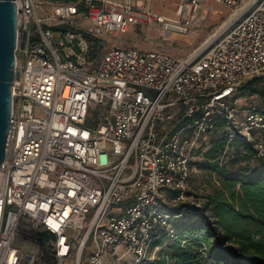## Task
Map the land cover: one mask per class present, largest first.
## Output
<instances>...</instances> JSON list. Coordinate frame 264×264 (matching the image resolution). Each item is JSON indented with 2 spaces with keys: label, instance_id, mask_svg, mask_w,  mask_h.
<instances>
[{
  "label": "built area",
  "instance_id": "1",
  "mask_svg": "<svg viewBox=\"0 0 264 264\" xmlns=\"http://www.w3.org/2000/svg\"><path fill=\"white\" fill-rule=\"evenodd\" d=\"M204 1L183 0L170 20L144 0L57 1L45 13L40 0H16L0 264L44 255L63 264L76 250L80 262L86 249L88 264H151L176 238L175 209H203L188 202L193 161L221 123L230 143L253 142L264 157V107L239 103L244 85L264 77V0H209L231 16L188 57L103 38L154 21L188 33ZM233 157L226 149L218 159L229 167Z\"/></svg>",
  "mask_w": 264,
  "mask_h": 264
},
{
  "label": "trees",
  "instance_id": "2",
  "mask_svg": "<svg viewBox=\"0 0 264 264\" xmlns=\"http://www.w3.org/2000/svg\"><path fill=\"white\" fill-rule=\"evenodd\" d=\"M80 9H84L82 5ZM248 83L256 84L251 94H259L264 102V77ZM229 145L240 148L232 152V163L236 159L255 158L253 142L230 143L227 133L213 142L200 167L217 171L222 187L206 196L203 209L190 203L175 209L176 213H182L174 221L176 238L167 243L151 264H264V157L255 158L260 162L247 168L223 166L218 158ZM54 262L49 255L41 258L42 264Z\"/></svg>",
  "mask_w": 264,
  "mask_h": 264
},
{
  "label": "rangeland",
  "instance_id": "3",
  "mask_svg": "<svg viewBox=\"0 0 264 264\" xmlns=\"http://www.w3.org/2000/svg\"><path fill=\"white\" fill-rule=\"evenodd\" d=\"M182 1L183 0H144V4L151 7L157 14H161L170 20H178V11ZM55 2L56 1L40 0V11L42 13L48 12ZM230 16L231 11L228 8L215 2L205 0L202 9L197 14L196 20L191 23L188 33L181 34L175 31L164 32L162 25L154 21L147 25L133 26L118 38H112L111 36H104L103 38L108 39L110 45L136 47L141 50H162L177 57H188L197 50L208 46L214 39L213 35L229 21ZM82 26L83 28L86 27V22L83 21ZM92 48L90 59L93 60L96 58V54L101 52V48L98 44H95ZM252 86H256V84H245L242 92L239 94L241 108H248L252 103L263 106V98L259 94H251ZM94 113L95 110L91 108L90 114L93 115ZM224 133H226L224 127L218 126L211 134L209 146H205L203 149L196 152L197 157L193 161L194 167L189 183L188 202L199 203L203 206L204 202H206V196L213 193L215 189L222 187L219 173L217 171L202 169L200 163L207 157V152L211 149L213 142L221 140L224 137ZM226 149L229 153L236 152L240 148L236 145H229L225 150ZM259 162L260 161L255 158H250L247 160L236 159L231 164L235 169H239L255 166ZM16 244L23 250V254L30 252L33 246L22 237H18ZM90 251V249L84 250L79 262L78 250H76L73 256L67 259L63 264H88ZM37 264L40 263L37 262Z\"/></svg>",
  "mask_w": 264,
  "mask_h": 264
},
{
  "label": "water",
  "instance_id": "4",
  "mask_svg": "<svg viewBox=\"0 0 264 264\" xmlns=\"http://www.w3.org/2000/svg\"><path fill=\"white\" fill-rule=\"evenodd\" d=\"M16 0H0V166L6 158L11 125L12 86L16 79Z\"/></svg>",
  "mask_w": 264,
  "mask_h": 264
},
{
  "label": "bare ground",
  "instance_id": "5",
  "mask_svg": "<svg viewBox=\"0 0 264 264\" xmlns=\"http://www.w3.org/2000/svg\"><path fill=\"white\" fill-rule=\"evenodd\" d=\"M167 18V17H166ZM167 19H169V18H167ZM227 22L225 23V25H223L218 31H220V30H223L226 26H227ZM214 36V35H213Z\"/></svg>",
  "mask_w": 264,
  "mask_h": 264
}]
</instances>
